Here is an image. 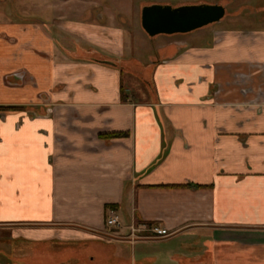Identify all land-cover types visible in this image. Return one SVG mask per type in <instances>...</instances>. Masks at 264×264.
<instances>
[{
	"label": "crops",
	"instance_id": "crops-1",
	"mask_svg": "<svg viewBox=\"0 0 264 264\" xmlns=\"http://www.w3.org/2000/svg\"><path fill=\"white\" fill-rule=\"evenodd\" d=\"M17 1L0 0V264H264V19L148 43L80 20L91 0Z\"/></svg>",
	"mask_w": 264,
	"mask_h": 264
},
{
	"label": "rangeland",
	"instance_id": "rangeland-1",
	"mask_svg": "<svg viewBox=\"0 0 264 264\" xmlns=\"http://www.w3.org/2000/svg\"><path fill=\"white\" fill-rule=\"evenodd\" d=\"M11 1H17V0H11ZM19 3L22 2V0H18ZM17 1V2H18ZM37 0L31 1L30 7H27V4L24 5V9H30L31 12L35 13L36 5L34 3ZM154 1L158 0H91V3H95L94 7L93 4L90 8V12L87 14V16L84 17L86 14V9H88L87 6L77 2L78 8L82 10L81 12V19L85 22H89L91 20H96V22L101 23L97 20V14L100 13L106 14L109 16V20L106 24L108 26H111V20L113 17V20H115L116 25H120V22L126 21V26L128 28V31L126 33V38H131L132 35L134 36L135 32H138V42L139 38L143 37L145 41H150V38L145 34L141 27V12L144 6L153 5ZM168 1V0H163ZM196 4H202V3H219L224 4L226 8V15L227 17L219 26H229L231 28H236L240 26H253V25H259V23H262V20L264 19V0H196ZM179 2V1H178ZM176 0H173L170 2L171 5L178 4ZM60 5V6H59ZM59 9L63 12V6H61V3L59 2ZM75 5V4H73ZM70 8V7H68ZM55 13L54 11H52ZM51 13V14H53ZM59 14H63L59 11ZM123 16V18L121 16ZM112 16V17H111ZM93 17V18H92ZM259 22V23H258ZM215 25V24H213ZM131 30V32H129ZM135 37V36H134ZM149 50L152 49V45L148 46ZM244 232V231H243ZM242 232L240 231L239 234ZM260 234L263 232H259ZM141 234V233H140ZM138 233V236L141 237ZM129 235L131 236V231L129 230ZM129 236V237H130ZM7 239H8V233L6 231L5 227H0V252H6L7 250ZM241 240V239H240ZM258 243V241H256ZM258 245V244H257ZM2 261H6V258H2Z\"/></svg>",
	"mask_w": 264,
	"mask_h": 264
},
{
	"label": "water",
	"instance_id": "water-1",
	"mask_svg": "<svg viewBox=\"0 0 264 264\" xmlns=\"http://www.w3.org/2000/svg\"><path fill=\"white\" fill-rule=\"evenodd\" d=\"M226 9L219 4H193L173 7L153 4L144 6L141 25L150 36L187 34L221 22Z\"/></svg>",
	"mask_w": 264,
	"mask_h": 264
},
{
	"label": "built area",
	"instance_id": "built-area-1",
	"mask_svg": "<svg viewBox=\"0 0 264 264\" xmlns=\"http://www.w3.org/2000/svg\"><path fill=\"white\" fill-rule=\"evenodd\" d=\"M106 227L108 228H115V229H120L124 228V224L121 222L120 217L117 214H112L106 219ZM128 229L131 231V238L133 239H139L138 233H144V232H149L153 237H158V238H164L168 237L170 233L164 229L160 228L156 225H141V224H136L132 223L131 225L128 226ZM142 237V236H141ZM140 237V238H141Z\"/></svg>",
	"mask_w": 264,
	"mask_h": 264
},
{
	"label": "trees",
	"instance_id": "trees-1",
	"mask_svg": "<svg viewBox=\"0 0 264 264\" xmlns=\"http://www.w3.org/2000/svg\"><path fill=\"white\" fill-rule=\"evenodd\" d=\"M112 136L113 137H119V136H123V134H113ZM112 208H115V207H112Z\"/></svg>",
	"mask_w": 264,
	"mask_h": 264
}]
</instances>
